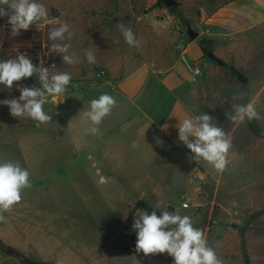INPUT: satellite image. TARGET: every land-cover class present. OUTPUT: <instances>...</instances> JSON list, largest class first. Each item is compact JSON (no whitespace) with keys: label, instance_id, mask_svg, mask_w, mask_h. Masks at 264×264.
I'll return each mask as SVG.
<instances>
[{"label":"crops","instance_id":"0c3cea01","mask_svg":"<svg viewBox=\"0 0 264 264\" xmlns=\"http://www.w3.org/2000/svg\"><path fill=\"white\" fill-rule=\"evenodd\" d=\"M207 23L206 34L212 40L209 49L226 66L235 68L245 78L244 83L204 57L197 38L185 47L189 61L201 69L200 75H194L182 59L147 63L137 61L132 52L113 51L101 60L107 77L100 85L80 90L78 99H64L56 115L66 119L65 131L61 136L54 132V136L65 156L70 159L76 155L89 163V168L82 164L73 172L82 180V187L102 192L104 195L97 198L111 203L104 206L124 209L120 223L124 247L116 248L99 234L93 247L65 250L45 263L141 264L143 260L173 264L167 253L159 258L143 252L138 259L126 256L125 250L136 243V236L132 240L123 225L132 227L135 214L128 220V210L138 201L158 212L168 207L181 215L188 211L184 215L191 216L194 226L203 230L224 264H245L247 255L252 258L249 234L243 238L223 220L209 221L211 213L206 224V212L199 208L216 205L224 215L222 193L226 188L219 183L224 172L192 160L190 150L178 139L176 125L186 115L200 113L218 121L219 114L231 112V97L239 92L245 93L241 102L254 103L258 113L264 114V0H227L208 16ZM81 91H90V95ZM104 93L113 96L117 105L99 125L98 134H85L89 124L82 118L83 111ZM52 122L47 124L49 131L54 129ZM31 176H37L33 169ZM178 192L182 196L178 197ZM183 197L191 200V210L182 207ZM61 216L72 223L62 212Z\"/></svg>","mask_w":264,"mask_h":264},{"label":"rangeland","instance_id":"374dc122","mask_svg":"<svg viewBox=\"0 0 264 264\" xmlns=\"http://www.w3.org/2000/svg\"><path fill=\"white\" fill-rule=\"evenodd\" d=\"M226 1L177 0L174 7L168 8L164 0H40L49 9L48 20L30 28H42L46 24L66 20L75 34L70 41L72 50L81 62L67 65L62 60L49 70L52 73L67 72L72 77L66 92L55 99L49 98L44 105L52 121L58 123L56 125L51 121L53 131L47 129L48 123L37 126V122L30 118L13 117L9 108L0 104V161L19 162L29 170L31 183V187L24 190L21 202L10 213L4 214L6 222H0L2 242L19 249L31 259L43 262L53 260L65 250L91 248L99 234H103L116 248L123 249L120 223L124 209L104 206L111 203L97 198L104 195L102 192L94 187V190L82 187V180L73 172L82 164L89 168V163L81 161L76 155L70 159L64 155L61 142L54 132L62 135L66 119L56 114L62 108L64 99H78L80 90L103 82L107 72L101 67V60L110 52H132L137 61L147 63H157L163 59L167 63L180 60L179 47L188 44L187 23L200 33L197 40L201 47L203 45L208 49L212 46V40L206 34L207 18ZM118 23L132 28L141 42L139 47H130L124 42L116 28ZM8 27V18L0 17V60H3L1 42ZM85 48L95 52L97 64L93 67L85 60ZM187 59L190 60L189 57ZM221 67L224 68L222 72L228 70L237 78L232 70L235 68L228 65ZM102 70L105 76L98 77ZM89 71L94 73L91 78H87ZM31 80L33 77L14 82L11 90L0 85V100L18 98L19 95H14L18 90L17 83L21 86ZM81 94L89 96L90 91L88 94L81 91ZM241 101L230 104L243 103ZM219 116L215 122L230 134L232 140L230 163L219 182L226 188L222 193L225 211L222 216V209L216 205L199 210L206 212V224L211 213L212 219L209 221L219 223L223 220L238 232L242 228L243 238L249 234L254 249L252 258L247 255L248 263L264 264V212L251 218L254 212L264 210V114H260L262 121L253 119L242 123L228 120L225 113ZM31 169L37 176H31ZM177 196H182L181 192ZM61 212L72 223H68ZM185 212L188 211H182L183 215ZM123 228L128 236L135 238L136 233L129 223ZM125 251L126 256L132 259L142 255L140 252ZM151 255L155 258L161 256ZM0 264L22 263L0 250Z\"/></svg>","mask_w":264,"mask_h":264},{"label":"clouds","instance_id":"9594fccd","mask_svg":"<svg viewBox=\"0 0 264 264\" xmlns=\"http://www.w3.org/2000/svg\"><path fill=\"white\" fill-rule=\"evenodd\" d=\"M0 17L8 18L11 36L15 37L20 35L21 30L26 31L33 25L47 21L49 9L40 0H0ZM116 28L128 46H140L141 42L131 27L118 23ZM70 29L66 20L58 21L49 29L48 39L52 52L59 54L65 64L75 65L81 61L72 50L70 41L75 34ZM84 57L90 67L97 64L95 52L91 48L84 49ZM34 75L38 76L39 87L20 86L17 83L19 97L0 100V104L6 105L13 117L30 118L39 126L52 121V116L44 110V105L49 102V98L55 99L64 94L72 77L67 72H50L42 59L39 65L34 64L26 53L0 60V85L9 90L13 88L14 82ZM93 75L89 71L87 78ZM244 96L245 93L239 92L233 94L231 99L243 100ZM116 105L117 100L107 93L92 99L89 108L83 111L82 118L89 124L85 128V134H98L99 125ZM225 115L228 120L238 123L246 119H261L252 102L232 103L231 112L226 111ZM176 127L178 139L190 150L192 160L196 163L206 162L217 172L226 171L230 163L231 136L217 125L212 116L204 113L186 115ZM30 187V172L27 168L22 167L19 162L0 161V222H6L4 214L10 213L21 202L24 190ZM183 207L187 208L188 205L184 204ZM132 228L136 233V251L143 252L146 256L167 253L173 258V264H224L215 248L209 245L203 230L194 226L189 215L168 210H162L157 215L155 210L151 213L137 210Z\"/></svg>","mask_w":264,"mask_h":264},{"label":"trees","instance_id":"16d2710c","mask_svg":"<svg viewBox=\"0 0 264 264\" xmlns=\"http://www.w3.org/2000/svg\"><path fill=\"white\" fill-rule=\"evenodd\" d=\"M55 24H46L42 28H35L28 30H21L20 35L18 36H11V28L8 27L3 35L2 42H1V58L3 60H7L10 58H15L19 53L23 54L26 53L32 60V62L36 65H39L41 59L44 61V66L48 67L49 70L53 67V65L57 66L62 61V57L54 53L50 50L51 42L48 39V31L51 27L55 26ZM202 52L204 57L212 61L213 63L219 66H225V62L219 59L217 56L214 55L211 49H207L202 45ZM233 72L236 74L237 78L241 82H245V78L237 72L235 69H232ZM39 84L38 76H33V80L27 81L21 86H36ZM14 95H20L19 90H17ZM137 210H146L147 212L151 213L154 211L146 202L138 201L133 206H131L128 210V220L132 218V216L136 213ZM168 211H174L172 207L167 208ZM157 215L160 214L157 210ZM134 239V236H131ZM0 250L11 257L17 258L20 260L22 264H49L41 261H37L31 259L24 255L19 249L8 246L0 239Z\"/></svg>","mask_w":264,"mask_h":264},{"label":"built area","instance_id":"2783aa9c","mask_svg":"<svg viewBox=\"0 0 264 264\" xmlns=\"http://www.w3.org/2000/svg\"><path fill=\"white\" fill-rule=\"evenodd\" d=\"M179 49H181V59L182 61L184 62V64L187 66V68L194 74V75H200L201 74V69L200 68H197V67H193L191 63H189L190 61L187 59V53H186V47L184 46H181L179 47ZM105 76V71H100L98 73V77H104ZM184 204H187L189 208L191 206V200L187 197H183V201H182V207ZM185 208V207H183ZM135 244L136 243H133L131 246H130V252L132 253H137L136 251V248H135ZM155 264V263H154Z\"/></svg>","mask_w":264,"mask_h":264},{"label":"water","instance_id":"95a60500","mask_svg":"<svg viewBox=\"0 0 264 264\" xmlns=\"http://www.w3.org/2000/svg\"><path fill=\"white\" fill-rule=\"evenodd\" d=\"M177 3V0H164V4L168 7H174ZM187 41L188 42H193L195 41L199 36L200 33L197 30H194L191 25L189 23H187ZM262 212H264V210H258L256 212H254L251 216V218H254L255 216L261 214ZM240 234L242 235V228L239 229ZM245 264H249L248 261L245 259Z\"/></svg>","mask_w":264,"mask_h":264}]
</instances>
